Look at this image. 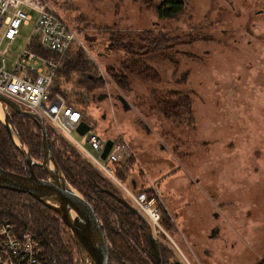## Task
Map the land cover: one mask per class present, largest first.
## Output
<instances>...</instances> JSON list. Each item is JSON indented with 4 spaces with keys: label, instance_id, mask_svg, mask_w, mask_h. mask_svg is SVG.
Instances as JSON below:
<instances>
[{
    "label": "rangeland",
    "instance_id": "obj_1",
    "mask_svg": "<svg viewBox=\"0 0 264 264\" xmlns=\"http://www.w3.org/2000/svg\"><path fill=\"white\" fill-rule=\"evenodd\" d=\"M187 1V13L179 21L159 19L150 6L161 0H84L65 8L56 5L77 35L70 51L80 45L104 84L88 97L89 104L80 105L87 111L92 130L85 136L76 130L72 134L89 149L91 132L103 141L123 134L132 146L139 185L158 193L165 210L161 225L181 252L174 231L178 229L183 238L189 226L190 232H200L201 227L209 232L214 208L221 214L218 224L236 243L219 238L215 246L205 245L210 248V259L202 256L201 249L198 259L203 264H262L264 0ZM35 23L36 18L21 27L12 46V60L24 51ZM145 30L183 38L192 33L208 40L179 47L174 61L173 55L147 58L145 64L160 79L127 75L132 91L124 94L106 73L109 67L121 68L124 60V53L107 50L108 34L116 31L135 36ZM144 62L140 60V64ZM70 87L81 90L76 83ZM171 91L189 98L187 109L174 117L164 115L156 103ZM103 94L107 97L99 101ZM119 96L129 102L131 110H124ZM124 184L132 188L129 182ZM183 255L190 264H198L194 256L191 260Z\"/></svg>",
    "mask_w": 264,
    "mask_h": 264
},
{
    "label": "trees",
    "instance_id": "obj_2",
    "mask_svg": "<svg viewBox=\"0 0 264 264\" xmlns=\"http://www.w3.org/2000/svg\"><path fill=\"white\" fill-rule=\"evenodd\" d=\"M161 1V3H153L150 6L159 19L179 21L186 15L188 10L187 0ZM80 21H82L81 18ZM88 39L94 41L92 37ZM108 39H110V43L106 45L107 50L124 53L121 68L109 67L106 70L111 80L124 94H130L132 91L127 75L151 81L160 79L157 71L145 64L144 61L147 58L154 56L171 57L173 55L171 59L174 61L180 53L177 50L179 47H191L196 42L208 40V38L197 37L192 33L183 38L180 35L173 36L170 33L166 35L160 32L155 33L152 30H145L142 34L135 36L114 31L108 34ZM34 51L45 57H50L49 54L41 50L37 43L34 44ZM182 54L191 56L187 52H182ZM135 56H138L139 59H136ZM130 58L134 59L130 62ZM140 58L143 60V64H140ZM96 70L95 63L88 57L85 50L78 45L74 51H69L65 56L52 86L54 92L64 96L68 105L81 112L86 122L89 116L85 107L80 105L89 104L88 97L104 88L103 82L94 73ZM186 76L183 77L184 81H186ZM76 78L78 80L75 82ZM75 83L78 84L81 90L70 87V84ZM188 102V96L182 95L179 91H171L163 95L161 99H157L156 103L164 115L174 117L178 111L187 109ZM11 118L30 155L37 162H41L43 159V145L41 131L36 122L14 112L11 113ZM45 123L49 131L55 159L66 179L93 205L104 226L110 246L109 264H146L139 248L136 249V242L139 243L142 239L147 248L153 246L152 237L150 238L153 234L151 230L148 233L146 226L147 222L149 224H152V222L147 215L136 206L118 183L87 158L72 141L50 124ZM135 164V157H130L124 163H111L110 167L116 178L123 184L124 182L131 184L132 188L124 184L129 190L135 194L145 192L149 199L154 198L155 204L160 208L163 216L165 210L160 204L158 193L152 187L148 189L145 185H135L134 181L136 183L138 181ZM0 167L20 174L29 172L24 156L11 140L1 119ZM34 171L39 178H47L46 172L39 165L34 166ZM6 217H10L13 222L20 226H26L44 243L47 242L46 247L51 253L56 252L57 254L56 264H81L78 261V246L71 231L55 211L35 200L32 196L0 189V221ZM152 226L154 227L153 224ZM162 249L160 248V252ZM161 256L163 255L161 254ZM163 258L167 259L166 254ZM165 264H170V260H167Z\"/></svg>",
    "mask_w": 264,
    "mask_h": 264
},
{
    "label": "built area",
    "instance_id": "obj_3",
    "mask_svg": "<svg viewBox=\"0 0 264 264\" xmlns=\"http://www.w3.org/2000/svg\"><path fill=\"white\" fill-rule=\"evenodd\" d=\"M82 1L0 0V94L18 103L24 110L37 113L72 141L125 190L147 215L157 232L163 231L168 236L160 224L161 211L155 199H149L145 192L135 194L129 190L116 178L110 167L111 163H124L128 158L135 157L130 142L123 134H119L112 139V148L107 159L103 160L101 154L106 141L91 132L87 138L91 149L79 143L72 132L83 119L81 112L68 105L60 93L52 90L65 56L73 43L78 41L76 32L59 13L56 5L65 8ZM34 18L35 30L28 44L18 58L12 60V46L20 36L21 27L29 26ZM35 43L50 57L34 51ZM79 44L83 45L82 42ZM0 264H51V261L43 241L33 231L6 217L0 221Z\"/></svg>",
    "mask_w": 264,
    "mask_h": 264
},
{
    "label": "water",
    "instance_id": "obj_4",
    "mask_svg": "<svg viewBox=\"0 0 264 264\" xmlns=\"http://www.w3.org/2000/svg\"><path fill=\"white\" fill-rule=\"evenodd\" d=\"M107 95L103 94L106 98ZM125 111L131 110L129 102L119 96ZM0 107L4 113V124L11 140L25 158L29 168L27 174H20L0 167V189L25 193L35 200L55 211L77 243L79 257L83 264H109V242L93 205L86 200L66 179L57 163L51 146L49 131L44 119L32 111L24 110L18 103L0 94ZM11 112L34 120L41 131L43 145V159L37 162L30 155L28 148L21 140L16 130ZM148 127L147 125H145ZM92 130L91 125L84 119L81 120L76 131L84 136ZM113 140L105 142V148L101 154L103 160L112 148ZM39 165L47 174V178H39L34 166ZM73 213H75L73 215Z\"/></svg>",
    "mask_w": 264,
    "mask_h": 264
},
{
    "label": "flooded vegetation",
    "instance_id": "obj_5",
    "mask_svg": "<svg viewBox=\"0 0 264 264\" xmlns=\"http://www.w3.org/2000/svg\"><path fill=\"white\" fill-rule=\"evenodd\" d=\"M101 97H103V95L98 96L99 101H101L100 100ZM211 213H212V218L210 219H211V224L213 223V225H212L211 230H209V232L207 233L203 232L204 228L202 227L200 228V232H196V231L190 232V226H189V229L187 230L185 229L186 233H185V237L183 238L180 236V234H178L177 232L178 229L176 228L177 230L174 231V233L179 235L178 242L182 248L181 250H183L182 252L175 244L173 245L170 242L172 241L170 237L167 236L169 238L168 239L167 237L163 235L165 233L161 231L157 232L156 229H154V227L152 226V224L151 223L149 224V222H147L146 226L148 228L147 229L148 233H150V230H151L153 234V236H150V238L152 237L151 242L153 246L150 248H147L146 243L141 239L139 243L136 242V249L138 250L139 248V251L142 253L143 258L146 260V264H165L167 260H170V264H190L187 258L183 255V252L187 256H189L191 260L193 259V256H194L198 264H203L204 262L202 263V261H200L197 257L199 255L201 256V254L199 253L200 249L202 250V254H203L202 256L203 257L206 256L207 259H210L209 258L211 256L210 248L207 249L205 245H207L208 243H212L215 246L216 240H218L219 238H221L222 240H226V241L230 240V232L227 230H223L222 227H220V225L218 224L219 220L221 219L220 212L215 211L213 208L211 209ZM163 221H165V219L163 218L162 212H161V222L160 223L162 224ZM195 235H197L198 237H196ZM206 240H207V243L205 242ZM230 241H232V243L234 244L236 243L234 239ZM43 244L47 250L48 257L51 261V264H56L55 263V261H57L56 252H54V254L51 253V251L46 247L47 242L44 243L43 241ZM160 248H163L161 252H160ZM161 254L163 256L166 254L167 259L166 258L164 259L163 256H161ZM178 254H181V256ZM223 260L225 261V257Z\"/></svg>",
    "mask_w": 264,
    "mask_h": 264
},
{
    "label": "bare ground",
    "instance_id": "obj_6",
    "mask_svg": "<svg viewBox=\"0 0 264 264\" xmlns=\"http://www.w3.org/2000/svg\"><path fill=\"white\" fill-rule=\"evenodd\" d=\"M0 119L1 120H4V113H3V110H2V108L0 107ZM75 213H73V215H74Z\"/></svg>",
    "mask_w": 264,
    "mask_h": 264
},
{
    "label": "crops",
    "instance_id": "obj_7",
    "mask_svg": "<svg viewBox=\"0 0 264 264\" xmlns=\"http://www.w3.org/2000/svg\"><path fill=\"white\" fill-rule=\"evenodd\" d=\"M80 3H82V2H79V3H77V4H80ZM58 75V74H57ZM57 77V76H56ZM62 95V94H61ZM64 97V96H63ZM134 183H136V181H134ZM139 183V182H138ZM136 185V184H135Z\"/></svg>",
    "mask_w": 264,
    "mask_h": 264
}]
</instances>
